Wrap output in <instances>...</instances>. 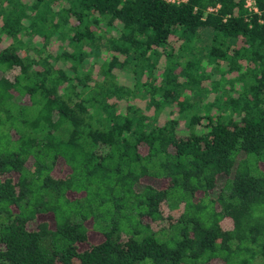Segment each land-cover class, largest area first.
Segmentation results:
<instances>
[{"label": "trees", "instance_id": "16d2710c", "mask_svg": "<svg viewBox=\"0 0 264 264\" xmlns=\"http://www.w3.org/2000/svg\"><path fill=\"white\" fill-rule=\"evenodd\" d=\"M261 17L0 0V264H264Z\"/></svg>", "mask_w": 264, "mask_h": 264}, {"label": "rangeland", "instance_id": "374dc122", "mask_svg": "<svg viewBox=\"0 0 264 264\" xmlns=\"http://www.w3.org/2000/svg\"><path fill=\"white\" fill-rule=\"evenodd\" d=\"M25 1L30 2V0H25ZM26 23H27V21H26ZM35 40H36V38H35ZM106 55H107L106 53L102 52L100 60H102ZM117 76L120 80L126 81L129 85H131L133 82L132 78H130L129 76H126V75L123 76V72H118ZM213 77H214V74H213ZM198 105H200V104H198ZM223 182H224V177H220L218 180V186L216 187V189H214L212 191L213 196H215L217 194V192H218L220 186L223 184ZM177 213H178V210H175V211H170L169 209L165 210L166 216L167 215L175 216V215H177ZM40 218H48V216L47 215H41ZM167 220H168V218H167ZM211 264H220V263L218 262V260L215 259L212 261Z\"/></svg>", "mask_w": 264, "mask_h": 264}, {"label": "built area", "instance_id": "2783aa9c", "mask_svg": "<svg viewBox=\"0 0 264 264\" xmlns=\"http://www.w3.org/2000/svg\"><path fill=\"white\" fill-rule=\"evenodd\" d=\"M167 2H171V3H184L187 0H165ZM244 6L247 10L248 13L251 14H257L260 16L259 20L262 21V17L261 15L264 14V6L262 8H260L254 0H244ZM219 7V3H217L214 6H208L207 10L208 11H214Z\"/></svg>", "mask_w": 264, "mask_h": 264}]
</instances>
